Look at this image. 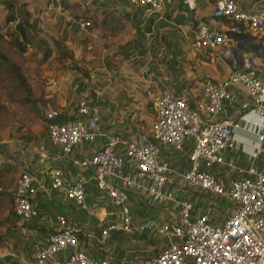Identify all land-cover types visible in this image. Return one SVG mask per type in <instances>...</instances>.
Masks as SVG:
<instances>
[{"label": "built area", "instance_id": "built-area-1", "mask_svg": "<svg viewBox=\"0 0 264 264\" xmlns=\"http://www.w3.org/2000/svg\"><path fill=\"white\" fill-rule=\"evenodd\" d=\"M124 2L153 11L164 8L163 0ZM214 17L230 21L234 34L264 40V0H256L249 10L238 0H215ZM79 26L89 29L91 23ZM195 34L203 58L230 61L236 56L233 39L220 28L202 25ZM254 66V58L249 57L242 71H232L225 80L205 79L194 106L186 97L158 94L150 138L124 140L119 134H102L101 108L93 97L81 101L76 112H46L48 138L60 150L62 160L92 172L91 179L67 184L64 167L53 166L46 174L52 189L65 191L68 199L88 210L90 180L96 183L118 218L103 232L102 240L113 232L135 235L154 226L152 221L134 225L133 197L160 207L167 215L172 212L174 222L159 228L167 246L142 264H264V126L259 128L247 119L251 114L264 119V80L249 73ZM235 86H241L248 96L240 104L245 115L239 120L223 117L226 104L236 101ZM240 130L258 137L252 160L244 167L237 164L241 142L236 132ZM100 136L103 144L98 151L76 157V149ZM171 152L178 156V167L172 164ZM34 181V172L23 169L12 195L13 216L23 224L40 214ZM57 224L47 244L33 253L32 264H116L79 251L83 230L66 216H57ZM124 264L139 262L131 259Z\"/></svg>", "mask_w": 264, "mask_h": 264}, {"label": "crops", "instance_id": "crops-1", "mask_svg": "<svg viewBox=\"0 0 264 264\" xmlns=\"http://www.w3.org/2000/svg\"><path fill=\"white\" fill-rule=\"evenodd\" d=\"M163 1L161 11L131 6L124 0L41 1L44 12L52 17L50 23L56 30V38L74 51L77 66L85 71L64 72L65 77L58 78L60 111L76 112L81 101L93 97L101 108L102 134H119L124 140L139 136L150 138L156 120L154 100L158 94L169 92L183 96L194 106L201 98L205 79L221 82L232 71H242L249 57L255 62L249 73L264 80V40L250 34H234L230 21L214 17L215 0ZM238 1L248 10L256 2ZM84 22L91 23V28L82 29L79 24ZM202 25L220 28L233 39L237 47L234 59L226 61L199 55L195 32ZM234 91L236 101L226 104L223 117L239 120L245 115L240 104L248 96L241 86H235ZM247 119L259 128L264 126V119L254 114ZM236 138L241 142L237 164L244 167L252 160L258 137L240 130ZM28 142L33 149L28 154L24 150L20 163L23 169L34 172L37 189L34 200L40 214L27 224L20 223L13 214L5 218L10 219L8 222L5 223V219L0 222L1 263L32 264L33 253L47 244L49 234L58 226L57 216L61 215L83 230L78 250L98 261L111 259L116 264H124L137 259L142 264L167 246V239L160 235L159 228L174 222L173 213L167 215L160 207H152L147 201L134 197V225L152 221L154 226L135 235L113 232L107 240H102L103 232L118 218L113 215L116 209L97 189L96 183L90 180L89 209L83 210L67 198L65 191L53 190L46 175L53 166L62 165L66 183L70 184L91 179L92 172L62 160L60 150L49 141L47 129L39 136L30 137ZM102 144L100 136L94 143L76 149L75 155L78 158L91 156ZM172 156V164L178 167L177 154L172 153Z\"/></svg>", "mask_w": 264, "mask_h": 264}, {"label": "rangeland", "instance_id": "rangeland-1", "mask_svg": "<svg viewBox=\"0 0 264 264\" xmlns=\"http://www.w3.org/2000/svg\"><path fill=\"white\" fill-rule=\"evenodd\" d=\"M41 1L44 2L12 1L15 4L13 12L0 6V48L19 66L31 89L30 94L17 90L11 79L7 80V87L0 89V147L4 149L0 152V222L12 216L10 196L16 190L23 169L20 160L24 150L28 154L33 149L29 138L46 132V112L61 110L57 106L61 93L58 78L63 79L65 74L73 73L74 67H78L74 51H66L56 44L64 43L56 38V30L50 23L52 17L44 12ZM11 13L17 20L7 24L6 18ZM19 23L25 25L31 39L24 51L15 41V37L19 38Z\"/></svg>", "mask_w": 264, "mask_h": 264}, {"label": "trees", "instance_id": "trees-1", "mask_svg": "<svg viewBox=\"0 0 264 264\" xmlns=\"http://www.w3.org/2000/svg\"><path fill=\"white\" fill-rule=\"evenodd\" d=\"M0 5L7 7L8 11L13 12L15 9V4L12 1L8 0H0ZM16 19V16L14 14H9L6 18L7 24L13 23ZM17 31L19 38L15 37V41L17 45L19 46L20 50L24 51L30 44L31 39L28 36L27 29L23 23H19L17 25ZM16 36V35H14ZM1 38V36H0ZM21 41V42H20ZM56 44L68 51V47L60 42H56ZM74 70L82 71L79 67H74ZM20 68L17 64L13 63L8 55L0 48V89L3 87H7V80L11 79L14 81L17 90L22 89V92H26L27 94L31 93L30 87L26 83L25 77L20 73ZM87 73H85V76ZM47 121V120H46ZM4 149L0 147V152H2ZM12 214H13V208H12ZM10 219H8L9 221Z\"/></svg>", "mask_w": 264, "mask_h": 264}]
</instances>
